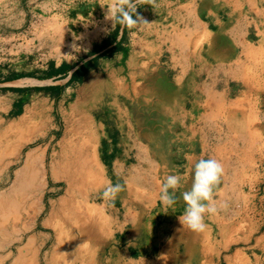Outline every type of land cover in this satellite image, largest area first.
I'll return each instance as SVG.
<instances>
[{"label": "crops", "instance_id": "crops-1", "mask_svg": "<svg viewBox=\"0 0 264 264\" xmlns=\"http://www.w3.org/2000/svg\"><path fill=\"white\" fill-rule=\"evenodd\" d=\"M22 2H41L42 7L90 2L99 8L94 16L101 20L86 37L118 24L115 42L122 34L127 38L122 46L99 40L89 56L63 66L70 70L58 85L74 73L75 88L48 90L56 74L53 67L43 80L0 79V100H8L0 113L16 117L40 101L58 104L77 89L73 102L79 107L84 104L79 101L82 89L90 82L101 89L104 78L108 82L105 96L101 93L105 103L95 107L92 117L94 144L89 149L98 168L95 189L100 199L92 202L89 215L96 238L90 243L96 246L92 264H264V0H135L143 22L133 28L106 17L105 6L114 0ZM36 7L28 5L25 12ZM104 52L112 55L106 58ZM125 58L126 64L121 62ZM136 79L138 106L133 103ZM243 80L254 81L256 96L233 95L238 87L244 89ZM231 100L244 107L247 101L254 104V126H243L246 119L227 112ZM228 118L236 119L234 133ZM232 134L236 148L227 141ZM163 136H169L165 150L156 143ZM207 158L217 159L224 169L214 191L218 211L206 215L204 231L194 232L182 222L180 193L191 187L194 164ZM174 173L181 175V186L176 204L166 207L159 201L160 184ZM108 179L122 185L114 200L101 195Z\"/></svg>", "mask_w": 264, "mask_h": 264}, {"label": "rangeland", "instance_id": "rangeland-1", "mask_svg": "<svg viewBox=\"0 0 264 264\" xmlns=\"http://www.w3.org/2000/svg\"><path fill=\"white\" fill-rule=\"evenodd\" d=\"M22 1L26 0H0V2H3V5L0 6V79H2L3 83L26 79L43 80L48 70L53 67L54 72L56 73L55 76H53L52 79H49V81L46 79L48 84L52 86L41 88L48 87V90L54 86H60V88L63 89L75 88L77 84L73 82V79L70 80L71 75L68 81L62 85H58L59 82L67 77L70 70V68L63 70L62 67L65 65L67 66L68 62H70L69 64H71V66H75L76 62H80L83 58L89 56L91 48L94 46L93 44H97L99 40L103 42V44L108 43L109 45H114L116 43L115 41H117L118 24L111 29H107V26L105 25L99 35H96L92 39L84 35L85 32L91 31L92 28L96 29L98 25H96L95 21L98 23L99 19L101 20V18L94 16L97 14L99 8H97V6H91L90 2H50V5L46 4V7H42L41 2ZM28 5L31 8L37 5L38 7H36V11L27 13L25 10ZM105 11L107 12V10ZM51 26L56 27L58 32L54 33L50 28ZM126 39L127 38H123L122 34L116 45L120 43L119 46H122L123 41H126ZM128 48L132 49L131 43ZM102 54H104L106 58H109L112 55L110 52L107 54L104 52ZM131 57L134 56L131 54L129 59ZM145 57L146 56L143 58L141 57L142 65L146 62ZM127 61V58L121 60V62L125 64ZM55 65H57L56 68L54 67ZM128 73L134 75L138 74L137 71H131ZM20 75H24V77H16ZM80 75L81 73H79L77 77H80ZM138 82L139 80L136 79L135 95L137 100L133 101L137 106L139 105ZM19 83L21 84L22 82ZM103 83L104 84L102 85L104 87L102 89L100 87L94 88L92 82L88 84V87L82 89L79 101H83L84 104L79 107H76V104L73 102L78 97L77 89L76 91L74 90V93L63 98L64 100L62 99L58 104H49V100L46 102L40 101L38 106L27 107V111L25 110L24 114L17 117L14 116L12 112L0 113V138L4 136V133H7L9 135L7 141L11 140L13 142L17 138L10 135V133L15 131L19 133V137L23 136L28 139L33 138L37 140L21 150L20 160L23 159L26 152L36 148L41 152H45L46 156V174H42L45 177L40 181V184H43V190L45 192L41 201L43 212L38 215L37 218L31 219L30 221L22 220L16 224L9 223L4 227L2 225L0 230V264H13V261H15L14 264H55L57 256L54 254L56 248V244L53 242L54 236L50 229L42 228L41 224L50 219L49 215L52 213V210H50V203L57 206L58 203L65 198L66 194L62 169L60 170V168L56 166L57 171L54 174L56 175L58 182H54L52 181L49 168L57 162L56 157H58V154L60 153L64 136L68 139L74 132L75 127L66 126L64 121L68 114H71V112L77 109L82 113V121L85 122L88 120L91 122V125H93L92 117L97 114L95 113V107L97 109L101 106L100 103H105V100L103 101L101 96V93L104 94L106 92V87L108 86V82H106L105 78ZM119 88L117 91H119ZM142 89L143 93L141 97L144 98L145 87H142ZM1 90L3 92L10 91L4 88ZM243 90L244 89L241 87H238L234 91V94H232L234 96H242ZM40 95H42V93ZM7 103L8 100L6 99L0 100V107L6 108ZM132 106H134V104ZM252 106H254V104H251V109ZM92 107L94 108V111L91 112ZM135 109L138 110V107ZM133 111H135L134 108ZM260 113L262 114L263 112ZM88 114H90L89 117ZM261 114L260 117L263 116ZM251 125L254 126V123ZM219 126L221 127V124H219ZM92 131H94L93 126ZM167 137L169 138V136H163L156 140V143L162 144L161 146H163L162 148H164V150L167 146ZM51 139L53 140L51 141ZM4 141L5 140L3 139V142ZM93 144L94 142L92 140L88 145V151L84 155V157L92 161V163L86 167V170L89 173L92 171L97 173L98 169L96 166L92 165L93 162H95V156L93 155L94 152L89 149ZM17 153L19 155V151H14L12 147L0 149V178L3 179V182H0V201L8 198L10 193L14 190L11 182L14 171L19 163L10 166V162L16 158ZM96 178L94 181L90 180L89 174V177L87 176L82 185H80L79 195H76L78 198L75 202L81 210L84 218H86V216L88 218L89 215L91 216V213L93 212L91 206L92 202L97 203L100 201L97 195L98 187L95 189L97 183ZM39 201L37 203L38 209L41 207ZM28 226L32 228V232L25 236L22 241H18V239L21 238L23 228ZM20 230L21 232H19ZM76 236H78V234H76ZM72 237H75L74 234H72ZM3 242H5V244ZM76 243L77 246L80 247L82 245L87 246L86 244L90 245V243L93 242L83 240L78 236ZM89 247L96 250V246L93 244Z\"/></svg>", "mask_w": 264, "mask_h": 264}, {"label": "bare ground", "instance_id": "bare-ground-1", "mask_svg": "<svg viewBox=\"0 0 264 264\" xmlns=\"http://www.w3.org/2000/svg\"><path fill=\"white\" fill-rule=\"evenodd\" d=\"M50 28L51 30H53L54 33L58 32V29L56 30V27L51 26ZM253 82L254 81H242L241 84L244 86V90L242 92L243 97H252L259 92L258 88L253 85ZM132 88L134 92L135 89L134 87ZM119 92L123 93L122 88H119ZM245 104L247 106H240L236 103V101L231 100L227 107V112L231 115L234 114L236 116H239L240 119H246V122L248 120L247 123L245 121L242 122L243 126L248 127L252 126V103L250 104L247 101ZM81 114L82 113L80 111L75 109L73 112H71V114H68L66 119H64L66 126L75 127L74 132L68 139L64 136L63 145L60 148V153L58 154V157H56L57 162L56 164L51 165L49 168L52 181L54 182H58V179L54 174L57 171L56 166H58L60 170L62 169V175L64 177L63 182L65 185L66 194L65 198L62 199V201H60L57 206H55V204L50 203V210H52V213H50L49 215L50 219L48 221H44L41 224L42 228L50 229L54 236L53 242L54 244H56L54 254L57 256L55 259V264H92V258L94 257L93 248L89 247L88 245H82L79 247L76 243V239H78V236L82 239L89 240V242H93L96 239L95 236H92V231H90V218H87V216L86 218L81 217V210L75 202V200L78 198V196L76 195H79L80 185H82L85 178L87 176L89 177L90 174V180L94 181L97 177L96 172L92 171L91 173H89L86 170V167L92 163V161L84 157V155L88 151V145L93 140L92 125L91 122L88 120L83 122L81 119ZM227 120L228 121L226 122V124L228 128L231 127L234 133L235 129L237 128L235 124L236 119L228 118ZM10 135H12L13 137L15 136V138L17 139H15L13 142L11 140L7 141L9 135L7 133H4V136L0 138V149L12 147L14 151H19V155L18 153L16 154V158L10 162V166L17 165L18 163L19 165L14 171L13 179L11 178V185L13 184L14 188L13 192L10 193L8 198L0 201V230L2 228V225L4 227L9 223L16 224L17 222H21L22 220L30 221L31 219L37 218V216L43 212V206L41 204V201L45 195V192L43 190V184H40L41 179L45 177L42 174H46L45 152H41L40 150L35 149L30 150L26 152L23 159L20 160L21 150L25 148V146L32 144L37 140L33 138L28 139L23 136L19 137V133L15 131L10 133ZM234 136L236 137V135H230V139L228 138V141L229 143H234L236 148L238 142L236 139L234 140ZM3 139L5 140L4 142ZM0 182H3L2 178H0ZM38 198L40 201L38 200ZM38 201L41 205L39 209L37 208ZM91 221L93 222V219ZM19 232H21V230ZM31 232L32 228L30 226L24 227L21 238L18 239V241H22L23 238H25V236H27ZM72 234H74L75 237H72ZM76 234H78V236H76ZM3 243L5 244V242ZM14 262L15 261H13V264Z\"/></svg>", "mask_w": 264, "mask_h": 264}, {"label": "clouds", "instance_id": "clouds-1", "mask_svg": "<svg viewBox=\"0 0 264 264\" xmlns=\"http://www.w3.org/2000/svg\"><path fill=\"white\" fill-rule=\"evenodd\" d=\"M106 17L113 24L119 23L128 28L138 26L141 22L136 15L135 0H114L110 6L106 5ZM224 169L220 161L215 158L199 159L192 168L191 187L180 193L184 202L182 222L194 232H202L207 227L206 215L216 214L218 211L214 191L221 181ZM179 173L167 175L160 184L159 201L166 207H172L177 202V190L181 186ZM122 190L120 183L113 184L108 179L101 193L106 200H114Z\"/></svg>", "mask_w": 264, "mask_h": 264}, {"label": "trees", "instance_id": "trees-1", "mask_svg": "<svg viewBox=\"0 0 264 264\" xmlns=\"http://www.w3.org/2000/svg\"><path fill=\"white\" fill-rule=\"evenodd\" d=\"M73 75H74V73L71 75V79L70 80L73 79ZM16 77H24V75H20V76H16Z\"/></svg>", "mask_w": 264, "mask_h": 264}]
</instances>
